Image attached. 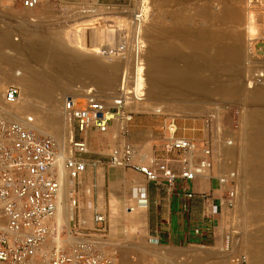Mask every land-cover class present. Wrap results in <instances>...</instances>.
Here are the masks:
<instances>
[{
	"label": "bare ground",
	"instance_id": "obj_1",
	"mask_svg": "<svg viewBox=\"0 0 264 264\" xmlns=\"http://www.w3.org/2000/svg\"><path fill=\"white\" fill-rule=\"evenodd\" d=\"M231 1L226 0L227 3L222 5V8L220 7L219 12L210 8L198 7L199 9H194L196 10L195 15L197 12L200 16L198 17L202 18L209 26L194 32L187 28L182 29L180 38L175 39L172 43L165 39L169 35H177L175 30H163L158 24L144 25L141 33L138 32V40L140 39L139 36L141 39L145 36L149 41V46L146 49V65L144 68H136V78L131 86L141 97L145 91V98H140V101L144 102L131 106V109L134 107L135 110L139 108L141 112L151 110L154 113H161L162 109L150 105V100L165 98L173 101H187L186 99L189 97L190 99L193 95L197 97V94L200 95V93L210 94L212 92L214 95L222 93L236 99L242 96V91L230 87L224 82V72L231 70L238 73L243 63V50L238 44L239 33H243L239 32L230 36L219 29L223 25L238 24L240 21V12L229 5ZM97 34L99 33L93 34L94 38ZM100 37L101 41L105 42L104 34ZM251 41V38L248 39V45H251ZM94 43L93 41L82 42L81 35L58 30L55 34H49L43 30H32L18 43H13L10 33L6 30H0V85L1 82L5 81V84H13L20 91L17 101L13 104H6L0 93V117L15 119L21 118L22 114H34L36 117L35 119L32 118L28 127L38 134L51 137L61 148L64 147L65 139L70 132V126L63 112L65 92L69 89H66L65 86L69 78L82 77L84 80H88L98 94L116 86L117 82L120 81L119 70L123 57V45L119 42L115 43L114 46H106L99 42V44ZM250 50L251 47H249ZM207 72L208 75L205 74ZM214 84L213 88L210 87ZM252 88L246 97L249 108L246 112L242 111L244 115L241 123L245 131L241 135V145L239 148L229 145V147L227 145L222 147L220 157L224 161L230 160L227 169L235 171L236 184L238 183L237 192L241 191L243 195L249 196L248 202L239 207L242 215L245 216L244 213L251 211L254 214V222L263 223L264 85L258 84ZM86 90H84L85 93ZM205 98L204 100H206ZM27 117L29 116H24V118ZM117 128V125L114 124V127H110L105 136H113L115 130H117V136ZM236 156L239 162L234 167L233 161ZM59 183V202L55 214V223L56 225L68 226L73 222L74 216L73 207L69 204L74 181L68 179L61 170ZM246 184H248L247 189ZM240 200L242 201L241 197L236 196L233 208ZM137 205L139 204L135 203L130 209L132 219L140 217L139 208L141 207ZM140 206L145 208L144 205ZM224 209H228L226 205ZM228 212L230 211L228 210ZM117 215V209L112 201V220H115ZM243 224L244 221L239 223V225L244 226ZM254 225L257 227L256 224ZM223 237L224 239L228 238L233 249L237 245L243 250H241L243 253L245 252L249 258V264H264V226L259 227L253 233L247 232L239 239L227 235ZM223 243L220 250L224 248ZM55 244L59 246L60 241L56 240ZM232 251L234 252L231 249L230 252ZM152 253L156 257L157 263L162 264H174L175 261H171L172 259L180 260L182 258L179 253L168 248L155 249ZM222 257L223 259L224 257L227 258L228 253H224ZM190 261L189 264H201V259L197 257Z\"/></svg>",
	"mask_w": 264,
	"mask_h": 264
},
{
	"label": "built area",
	"instance_id": "obj_2",
	"mask_svg": "<svg viewBox=\"0 0 264 264\" xmlns=\"http://www.w3.org/2000/svg\"><path fill=\"white\" fill-rule=\"evenodd\" d=\"M36 5L37 0L24 1L27 9ZM132 21L129 68L122 72L109 102L94 88H86L85 96L65 98L63 112L70 126L65 147L31 130L28 127L32 122L30 116L24 119L0 117V264H120L102 215L94 216V222L102 226L88 233H78L55 223L59 173L62 170L68 179L75 181L87 171L84 157L89 151L83 137L88 131L105 134L111 126L117 125V136L122 141L110 151L108 163L137 172L147 182L158 186L172 188L177 179L189 184L211 171L213 156L209 147L206 143L196 147L193 140L180 135L174 118L162 128L161 146L163 153L178 156L174 161L138 153L126 140L128 123L133 119L130 104L140 102L143 97L131 86L136 68L144 67L145 42L141 36L138 40V32L141 33L146 21L143 6L136 10ZM19 93L17 87H8L4 91V102L15 103ZM172 162L178 165L179 173ZM217 181L223 188L224 204L232 208L237 196L236 175L218 176ZM186 196L193 195L187 192ZM134 202L147 205L143 188L134 189ZM69 204L75 208L77 202L70 198ZM194 233L198 234L199 230L195 229ZM56 240L60 241L59 246ZM223 245V252L228 253L224 264H249L245 253L230 252L228 238Z\"/></svg>",
	"mask_w": 264,
	"mask_h": 264
},
{
	"label": "rangeland",
	"instance_id": "obj_3",
	"mask_svg": "<svg viewBox=\"0 0 264 264\" xmlns=\"http://www.w3.org/2000/svg\"><path fill=\"white\" fill-rule=\"evenodd\" d=\"M24 1L25 0H0V30L8 31L13 43H18L32 30H43L49 34H55L58 30L64 33L81 35L82 42L93 41L95 42L94 44L101 43L106 46H114L115 43L119 42L123 45V57L121 59L119 75L122 74L125 69L129 68V45L132 42L134 31L132 20L134 13L140 6H143L146 13L145 25L149 24L151 26L153 24H158L163 30H175L177 32V35H169L168 38L165 39L167 42L172 43L175 39L180 38V31L182 29L187 28L194 32L209 26L202 18H199L200 16L197 12L195 15V11L199 9L198 7L210 8L215 12H219L222 5L224 6V4L227 3L226 0H150V2L149 0H37V5L34 8L27 9L24 7ZM229 5L236 10L238 9L237 11L240 12V21L238 24L230 23L223 25L219 27V29L230 36L239 32L243 33H239L240 40L238 41L241 50H243V63L238 73L231 70H228L230 72H224V82L228 86L242 91V96L236 99L233 96H226L222 93L214 95V93L211 92L212 94L200 93L201 96L197 94V97L193 95L191 99L190 97L188 98L189 100L186 99L188 102L173 101L172 99L167 100L165 98L150 100V105L162 109L161 113H154L151 110L141 112L139 108L135 110L134 107L131 109L130 106L131 110H129L133 113V119L128 123V133L126 135L127 141L131 138L133 142L137 143L143 141L145 136H152V139L159 138L160 135L162 136V128L165 123L170 118H174L180 135L193 140L196 147L199 148L206 143L211 150L213 166L207 175L213 173L217 177L227 178L230 177L231 173L235 174V171H229V169H227L230 160H221V149L226 145L227 147H240L242 142L240 141L241 135L245 131L241 122L244 112L249 108L246 100L247 94L253 89L252 86L254 87L258 84L264 85V2L261 0H242V2L241 0H232ZM96 33L99 34L94 38L93 34L96 35ZM103 34L104 37H106L104 39L105 42L101 41L100 35ZM250 38L252 39L250 42L251 45H248V39ZM143 39L145 42V67L147 56L146 49L149 46V41L145 36ZM249 47H251L250 51ZM205 74L208 75V72ZM213 74L215 75V73ZM5 83L6 82L3 81L0 85L2 98L4 91L8 87L13 86V84L7 85ZM118 84L117 82L116 86H112V88L98 95L109 102L112 94L116 92ZM212 86H215V84L210 87ZM65 88H69L67 92H65V98L69 96H85L84 90L86 88L95 89L88 80H84L82 77L69 78ZM142 96L145 98V91L142 93ZM202 96L206 97V100H204ZM200 99L203 101H200ZM143 102L144 101H140L130 105H139ZM185 106L187 107L186 109L184 108ZM147 108L150 109L149 106H147ZM22 115V119H24L26 115L34 119L36 117V115L30 113ZM111 127L113 128L114 125ZM116 134L117 130H115L113 136L117 137ZM67 137L65 139V144L67 142ZM116 141H112L107 154L117 145ZM121 141L122 140L119 139V143ZM132 145L140 150L143 148V145ZM151 145H153V143L148 144L146 149H150ZM237 162H239V159L236 156L233 161L234 167L238 165L236 164ZM213 185L215 186V184ZM77 187H79V185H77ZM245 187L247 189L248 184H246ZM239 196L243 202L240 200L235 205L236 207L234 206L235 208L224 209V213L222 211V206H225V204L221 196L219 201L222 204L221 211L219 208L216 210V239L214 244L209 246L194 245L185 251H175L182 257L180 264H189L191 263L190 260L196 257L201 259V264H224L227 258L224 257L223 259L222 256L224 252L222 249V251L220 250L225 240L223 237L224 235L230 236L231 238L232 236L235 238L238 237L239 239V237L247 234V232L253 233L255 230H258L259 227L261 228L264 226V222H254V214L251 211L244 213L245 216L242 215L243 213L239 207H242L248 202L249 196L243 195L241 191L237 192V197ZM228 210L231 213L228 212ZM243 221L244 226L239 225V223L241 224ZM253 223L256 224L257 227ZM245 227H248L249 230ZM108 237L116 248L120 264H162L157 263L156 257H154L152 252L155 249H163L164 247L151 246L148 244H133L135 242L134 238H142L141 224L138 228L133 227L130 231L121 230L119 235L111 232L110 235L108 234ZM230 247L234 251L242 250L237 245L234 249L232 246ZM171 261L176 262L177 260L172 259Z\"/></svg>",
	"mask_w": 264,
	"mask_h": 264
},
{
	"label": "crops",
	"instance_id": "obj_4",
	"mask_svg": "<svg viewBox=\"0 0 264 264\" xmlns=\"http://www.w3.org/2000/svg\"><path fill=\"white\" fill-rule=\"evenodd\" d=\"M83 138L89 151L84 157L87 171L74 181L71 198L76 200L77 205L73 208V222L68 224L69 229L88 233L101 227V224L94 222V216L98 214L104 217V227L109 235L111 232L119 235L121 230L130 231L141 224L142 238L141 241L134 238V245H156L181 252L194 245L214 244L216 210L219 208L221 211L222 204L219 201L223 195L217 176L211 173L189 184L177 179L172 188L158 186L147 182L137 172L115 168L108 163V149L113 140L119 144L118 136L88 131ZM128 142L131 145H143L141 150L136 148L138 153L170 161L178 158L176 154L163 153L161 135L153 139L152 136H145L138 143L130 138ZM152 143L150 149H146ZM171 164L179 173L178 165ZM139 187L145 190L147 205L145 208L137 205L142 210L139 208L140 217L135 220L130 209L135 204L134 189ZM187 192L193 196L187 198ZM112 201L118 212L115 220L111 218ZM222 211L224 213V205ZM195 229L199 230L198 234L194 233Z\"/></svg>",
	"mask_w": 264,
	"mask_h": 264
}]
</instances>
